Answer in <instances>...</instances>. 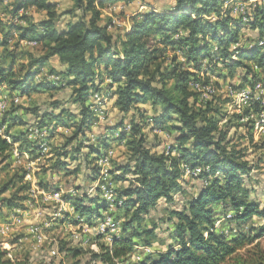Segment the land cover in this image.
<instances>
[{"label": "trees", "instance_id": "obj_1", "mask_svg": "<svg viewBox=\"0 0 264 264\" xmlns=\"http://www.w3.org/2000/svg\"><path fill=\"white\" fill-rule=\"evenodd\" d=\"M71 1L73 6L70 10L57 14L59 4L50 0H9L7 6L5 0H0V3L4 4L9 21L6 23L8 26L4 32L5 35L0 36V100L3 99L4 91L9 93L20 90L16 92L17 94L12 93L13 96L15 95L13 101L8 109L0 114V127L5 128V134L17 143L23 140L19 139L18 134H10V128L13 125L25 126L26 129L21 133L27 137L31 126L47 130L46 119L56 124L64 123L65 116L79 119L73 134L57 150L58 155L64 159L60 160L59 165L68 173L70 164L78 159L76 154L81 144L76 146L75 154L70 157L67 147L73 142L82 141L79 137L86 135V130L98 122L100 113H105V110L95 108L93 97L96 93L110 94L111 100L116 98L115 108L125 113L132 111L135 105L151 103L155 107L159 104L163 110L159 115L151 118V125L153 129L160 130L165 136H170L171 142L159 152L156 150L161 147L164 138L159 137V144L146 143L144 129L149 127L145 120L147 109L136 110L143 123L133 118L129 122L130 136L125 131L119 136V139L127 140L132 153L130 162L120 165L118 170L122 171V175L111 176L114 183H122L127 182L128 174L132 173L137 175L139 186L114 189L117 197V212L113 214L118 221H126V215L130 214L126 227L134 223H142L145 216L156 207L160 200L172 203L175 202V194L184 195L185 188L180 181L187 170L203 169L197 176L202 180V186L197 195L192 196L188 203L185 202V210L173 212L178 218L175 227L177 238L182 246L179 249L169 247L167 252L160 253L158 260L145 262L143 260L135 264H217V258L226 261L228 257L236 254L242 256L246 249L251 251L250 245L259 247V242L255 243L259 239L258 236H247L243 232L232 237L231 246L224 242L219 232L209 231V240L205 241L202 239L200 228L202 225L206 230L208 226L214 228L216 222L214 207H221L228 203H231V207L228 208H231L233 215L228 218L230 211L228 209L224 217L231 221L239 219L248 222L255 215L264 218V208L260 207L264 200L249 199L255 190L251 188L248 179L257 164L249 162L248 149L236 147L228 135L232 128L238 125L246 128L244 137L253 141L256 121L242 122V119L252 113L261 112L264 106L260 101L255 100L242 113L229 116L217 139L213 133L217 131L219 123L226 116V105L231 98H220L223 101H219L216 98L217 94L198 109L190 107L187 100L188 96L192 95L195 97L194 105L200 102L198 93L188 92L189 84L197 80L200 74L196 71L206 70L207 73L215 71L220 64L230 70L231 74L238 68H242L247 81H252V87L259 82L257 80L259 72L251 66V63L259 69L264 68V44L260 45L264 42V8L257 6L254 10V18L245 22L242 18L234 19L231 15H221L222 11H231V7L224 8L228 0H178L175 7L168 12L149 8L147 12L130 16L131 27L122 35L117 30L113 38L109 29L116 27L114 21L107 17L101 24V13L94 10L92 0H88L86 8H83L84 0ZM99 2L104 7L108 0H99ZM132 2L133 0H125L127 4ZM33 5L38 11L46 13V18L38 23L26 25L15 22L16 19L29 20V17L19 15L20 10ZM77 8H83V15L77 17ZM213 14L217 16L215 21L205 18ZM66 15L71 19L62 24L61 20ZM60 24L63 26H58ZM242 27L258 30L259 34L254 42H249L251 43L249 46L248 44L239 46L235 50V57L238 58L234 59L228 47L233 43L239 44ZM182 29L191 31L189 35L175 39L174 37ZM16 36L18 42L15 45L30 40L37 41V46L41 45V51L35 53L39 54H29L28 62H19V53L9 48ZM166 48L181 50L185 56V62L194 68L192 72L180 71L184 62L177 63L175 59H172L173 66L168 72V77L176 81L173 87L175 95L152 87L155 76L150 69L163 61L159 55ZM53 58H57V66L51 63ZM205 60L208 61L207 65L203 63ZM48 63H51V66L45 73ZM65 64L67 67H59ZM156 71H159L158 67ZM141 76H147L148 79H140ZM209 81V78H206V82ZM64 86L72 88L69 103L76 105L75 109L78 108L79 111L61 108L57 103L55 107L60 109L58 114L55 110H46L42 114H40V108L30 110L36 116L32 122L16 114L22 109L20 106L18 108L19 104L14 102L16 95L22 97L26 94L31 95V93ZM244 87L245 85L239 86L238 90ZM210 113L213 115L209 116ZM198 119L205 120L207 123L197 125ZM126 126L125 118L122 117L116 121V128L124 129ZM137 136L139 139H136ZM26 141L32 143V150L40 153L37 141L27 139ZM99 142L106 145L103 139ZM94 146L97 149L99 147L98 144ZM94 146L90 151L96 163L110 148L100 152L101 149L95 150ZM11 147L12 144L5 136L0 137V156L8 153ZM68 158H70L69 162ZM74 172L78 173L76 170ZM100 172L101 170L95 171L91 177L94 180L97 179ZM10 187V184L5 185L0 194L8 191ZM44 189L49 188L44 187ZM96 192L98 194L94 197L86 194L69 197V201L77 212L92 224L103 211L108 209L101 195L102 189L97 188ZM8 202L10 206L13 205V202ZM120 202H122L121 205L118 204ZM241 209H243L242 212ZM121 212L124 214L122 219H119L118 215ZM123 229L125 230L124 227ZM124 230L121 235L114 238L112 254L106 251L103 254L93 253L92 260H100L101 264H114L113 255L119 258L133 253L137 243L131 237L126 238ZM260 230L263 235L264 226ZM148 233L153 234L154 230H148ZM9 254L7 249L0 250V264H13L15 260L7 257ZM72 254L80 259L83 250L74 249ZM81 260L75 264H81ZM16 264L29 263L28 260L18 259ZM84 264H91V261H84Z\"/></svg>", "mask_w": 264, "mask_h": 264}, {"label": "rangeland", "instance_id": "obj_2", "mask_svg": "<svg viewBox=\"0 0 264 264\" xmlns=\"http://www.w3.org/2000/svg\"><path fill=\"white\" fill-rule=\"evenodd\" d=\"M67 1L68 0H59V4H60L59 8L61 7V4H69V3H67ZM159 1L160 0H156V2L151 3V5H154V4L159 5ZM70 4L73 5V2ZM71 8H72V6L65 7L62 12L70 10ZM153 9H157V8L154 7ZM4 15H6L5 10H4V4L0 3V36L5 35L4 32L6 31V27L8 26V25H6V23L9 22L8 19L5 20L2 18ZM123 15H124V13H123V9H122L121 16H123ZM68 17L69 16L66 15L62 18V20H61L62 24L68 20ZM109 18H111V17H109ZM127 19L130 21L129 16L127 17ZM15 22H17V19ZM114 25H115V22H114ZM246 29L253 30L251 28L242 27V29H240V40L242 38V33ZM255 39L256 38L248 37L247 40L245 41V43L243 45H240V46H244L246 44H248V46H249L251 44L249 42H252V41L254 42ZM17 42H18V39L16 36L14 41H12L10 43L9 48H11V50H16V52L19 53L18 54L19 55V62L26 63L29 61V56H28L29 54L36 55L37 53H35V52L41 51V45H39V46L36 45V46H32L31 48H28V47L24 46V45H28L25 42L20 43V45H15ZM177 51L178 50L175 51L172 48H166L163 52H161V54L159 56H161V59L164 60L167 53H173V55H171V61H172V59H175V61L177 62L178 57L175 55V53ZM179 51L183 54V52L181 50H179ZM235 58L237 59L238 57H235ZM253 65H255V64L251 63V66H253ZM49 67H50V64L46 66L45 73L48 71ZM203 68H205V66H203ZM241 69L242 68H238L233 74L230 73V70H228L224 67H223V71L216 69L215 71H210L208 73L206 70H203L201 72H199V71H196V72L203 73L206 78H209V80H211V77H215L216 78L215 86H217L218 90H220V82L221 81L228 83L231 78H235L238 76L239 81H240L239 84H228L229 88H231L235 91V90H238L239 86L245 85V86L251 87V85H252V81H247L245 74H244V71H240ZM258 74H259L258 75L259 79H257V80L264 82V68L260 69ZM210 82H212V80ZM206 84H208V82H206ZM173 87H174V85H173ZM69 88L72 90V88L70 86H64V87L56 88V89H52V90L39 91L36 93H31V95L26 94V96H22V97L20 96V100H26V101H28V103L19 104L18 108L20 106V107H22V109L18 112L22 111L24 114L21 116L24 117L28 122H32L36 119V116L34 114H32L30 111V110H33V108H40L41 109L40 114L44 113V111H46V110H49V111L55 110V112L58 114L60 112V109L55 107L56 106L55 104L58 103L61 106V108L62 107H64L65 109L69 108V109L75 111L76 105L69 103L70 94L72 91L67 94L66 99L60 98V94L65 93L67 91V89H69ZM19 91L20 90H17L15 92H19ZM4 94H6L5 91H4ZM15 94H17V93H15ZM217 94L218 95L216 98L219 99V101H223L221 99L226 98L224 96H221L219 94V92ZM6 95H7V98L9 100V106H10L11 102L13 101L12 99L15 95L13 96L12 93H10V92L7 93ZM42 96L47 97V99L44 100L42 103L37 102V100L33 99V97H42ZM16 97H19V95H16ZM109 97H110V94L106 100V103H104L102 105L98 104V107L105 110V113H103V114L100 113L99 116L104 115L105 119H107L109 112L104 106L108 103L109 100H111ZM73 106H75V108ZM113 107L115 108V106H113ZM13 108H16V107L13 106ZM16 114H18V113H16ZM232 114H234V113L233 112L226 113V116L223 117L222 121L228 120L230 118L229 116H232ZM78 120L79 119H75V118L72 119L70 117L65 116L64 123L56 124V122L48 121L46 119L45 124L48 125V129L46 130L47 131V138H48L50 145H51V150L46 154H42V153L40 154L38 151L36 152V150H32V143L27 142L25 135L23 133H21L22 131H24L26 129L25 126H20V125L14 126L13 125L10 128V134H15V135L18 134L19 139L22 138L23 141L15 143L13 141V139L11 138V141H9L12 144L10 151L8 153H6L4 156H0V191L2 190V188L5 185L10 184L11 187L5 193H7V192L12 193L10 196L4 195L5 193L0 194V227L2 225H4V222L8 218H10L13 214L21 213L23 215V219H25L24 214L28 213V219L31 221V223L30 224H23V225H21V227L23 229H28L31 225H40L43 228V233L46 237L42 243H37L33 239L32 235H30L28 233V231H26V230L16 231V233H15L16 235L12 234L8 237H0V242L7 240V242L10 244V249H7L10 254L7 257H10L15 261L18 260V257H19L20 260H24V259L28 260L29 264H75L78 260L82 259L83 257H85L88 254L83 247L71 246V241H69L68 239H66L64 237V233H67V236H71L72 233L67 231L68 228L65 226L63 221H60L58 219V216H60V215H58L57 213H59L60 208L58 206L56 208H52L50 204H41L40 201H43V198L41 195H39L38 192H36L35 194H30V193H33V191H34L33 190V180L28 179V177L31 176L35 180V188L38 190H43L44 187L49 188V189L62 188V185H63L64 187L71 186L74 188H79L80 192L89 196L90 195L89 189H91L92 186L94 185L95 186V188H94L95 194L90 195V196L94 197L98 194L96 192V189L99 185V183H97V181L100 180V177L94 180L93 177H91V175L94 174L95 171H99V170L103 171V169L101 167L102 165L100 166L98 163V161H100V159H98V161L96 163L94 162V157H92V153L90 151L91 147L94 146V144H98V146H99L98 149L99 150L101 149L100 152H102V151L104 152V151H106V149L110 148V150L105 152V155H103L105 157H108L109 151L112 150V147L114 144H116V145L126 149L128 152H130V148L128 146L127 140L119 139V136L124 131L127 132L128 136H130V129H129L128 124L124 129L116 128V123L105 124L103 126V132L96 138L95 143H86V141L89 140V137L87 136V132H86V135H83L84 140L82 139V141H80L79 143L73 142L70 145L74 144L75 146L72 148H69V146H68L66 149V150H68V152H69L68 156L70 157L73 154H75L76 146L81 144L79 147V152H77V154H76L78 159L73 162L75 164V167L69 166L70 169H68V173H66V170L61 168L59 165L60 160H64V159H63V157L61 158V156L58 155L57 150H59V148H61L65 144V142L67 141L69 136H71L73 134V132L75 131L76 126L79 122ZM97 121H99V119ZM49 122H50V124H49ZM96 123H98V122H95L94 124H96ZM171 124H174V123H171ZM169 126H171V125H169ZM147 128H148V132L153 134V140L150 143L151 144H159V141H160L159 137H161V136H158L155 134L156 133H162V132L160 130L153 129L152 125L150 127H147ZM235 128H237V129L242 128L244 131L232 134L231 138L233 140V144L235 145L234 142L238 143L239 141L248 140L249 144L251 145V150H252L251 162L257 164L256 165L257 167L250 174V177L248 179V183L251 185V188L255 190L253 195H252L253 198L261 199V197H264V123L256 122V127L254 129L253 141H250L247 137H244L246 134V130H245L246 128L245 127H242V126L239 127L238 125H236ZM13 129H15V131H13ZM112 130H113V132H111ZM117 131H119L118 136L115 135V133ZM257 136H259L260 139H257L256 138ZM99 138H100V140L103 139L104 142L106 143V145L99 142L100 141V140H98ZM57 139H60L62 141V143L55 144L54 142ZM163 144H164V142H163ZM14 145L19 146L17 149L18 155H16V156H13L12 151H11ZM94 148H95V150H98L95 146H94ZM238 148H240V149L241 148H247L248 149V146L245 145L244 147H238ZM157 149H160V151H161L164 149V147L163 148L158 147ZM257 152H259L260 155H255V153H257ZM25 153H27V157H28L26 160L24 159ZM249 155H250V153L248 150L247 151V159H248ZM90 158H93V160H90ZM45 159L47 161V166L39 163L41 160H45ZM5 161H7V163H5ZM67 161L69 162L70 158H68ZM77 162H79V163H77ZM128 162H130V157H129L127 162H122L120 164H114L113 167L109 168L108 174H110V177L112 178V176L115 177V176L122 175V171L120 172L118 169L120 168L121 164L124 165L125 163H128ZM13 163H18L17 169L15 171H11ZM26 164L32 165L33 167L32 168L25 167L24 165H26ZM94 164H96V165L94 166ZM85 167L87 168V171H85ZM33 169H35V171H33ZM74 170L78 171V173L75 174ZM49 174L57 177V179L52 180V179L48 178ZM192 179L198 180L202 183V180L200 178H197V177L193 178L192 177ZM75 181H81V182H75ZM117 181H119V180L117 179ZM122 183H124V182H122ZM122 183L118 182V183H114V184H122ZM100 185H103L102 180H100ZM185 185H190L191 187H195V185H191L190 181H185V183H183V186L185 188L184 195L183 194L180 195V193L175 194V196H174L175 202H172V203H168L163 199L160 200L158 202V204L156 205V207L154 209H152L148 215L145 216V219L142 223H139V224L134 223V225L126 227L125 224L129 218L130 214L126 215L127 220L126 221L120 220V222H119L120 223L119 228L121 229V233L124 230L123 229V227H124L125 228L124 236L126 238L131 237L134 241H136L137 244H139L141 241H144L145 243H150L151 239L154 236L156 227L159 226L158 220L161 218V214H163V217H166L167 221H173V219L175 218V226H176V224L178 222V218L175 216L174 213L176 211L180 212L182 210H185V202L188 203L189 200H191V198H192V195H190V193H189L188 187H186ZM201 186L199 187V190H200ZM117 188L120 189L119 187H117ZM35 195H36V198H35ZM101 195L103 197V194H101ZM177 197H179V199ZM8 201L13 202V205L10 206ZM24 201H30L31 207H29V204L24 203ZM17 205H19L20 207H16ZM230 205H231V203H228L227 205H223L221 207L215 206L214 207V219L217 221L223 217L224 219H226V221H224V223L226 225H229V226L235 225V234L233 236H238L237 234H239V233L241 234V232H243L242 226L245 225L247 222L240 221L239 219L231 221L227 217H224V216H226L225 214H226L227 210L231 209V208H228V207H231ZM4 209H7L8 211L5 212ZM16 209H20V211H15ZM63 210L65 211V209H63ZM123 214L124 213L121 212L120 215H118L119 219H122ZM260 218H262V217H260ZM121 221H123V222L121 223ZM146 222H151L153 224V226L150 228L145 227L144 225ZM261 228H263V226H261L258 229L253 228V229L249 230L250 233L254 232V235H251V236H258L259 237V239L256 240L255 243L259 242V244H260L261 242H264V234L262 235L260 232ZM78 230H82V229H78ZM148 230H154V233L153 234L148 233ZM229 231H233V229L231 227H229ZM134 232H136V236H134ZM137 234H139V235L137 236ZM219 234H220V236H223V233H219ZM243 234L250 236L248 233L243 232ZM170 236L174 240L179 241L177 238L176 227H175V232L170 233ZM22 241H24L25 243H21ZM27 241H31V243H27ZM169 247L173 248L174 246L169 245ZM169 247H168V249H169ZM16 248H19L20 251L19 252L15 251ZM58 248L60 249V255L52 257L50 255L51 250L58 249ZM61 248H63V250ZM74 249L83 250V255L81 257H79L80 259L75 258L74 255L72 254V250H74ZM159 255L160 254H158V256H156V257H153V254L149 253L148 255L144 256L143 259H141L135 263L142 262L143 260H144V262L150 261V260H158ZM42 256L48 257L47 261H45V259H43Z\"/></svg>", "mask_w": 264, "mask_h": 264}, {"label": "clouds", "instance_id": "obj_3", "mask_svg": "<svg viewBox=\"0 0 264 264\" xmlns=\"http://www.w3.org/2000/svg\"><path fill=\"white\" fill-rule=\"evenodd\" d=\"M50 2H55V0H50ZM156 0H133L131 4L125 3V0H108L106 5L104 7L101 6L99 0H92L93 7L95 11H99L101 13V20L100 23L102 24L107 17H111V19L115 22L116 27L115 28H110L109 32L113 34V38H115V33L117 30L120 31L121 35L123 34L124 31H126L128 28L131 27V22L127 19V17L131 14H133L137 9L141 13L147 12L150 9L147 7L149 3H155ZM178 3V0H166V3L159 4L157 5V11L160 10L162 6H169V7H175V5ZM5 5H9V0H5ZM88 5V0H84L83 8H86ZM73 6L71 4H61V7L58 8L57 14L63 11L65 7H70ZM259 6L261 8H264V0H228V3H225L224 8L228 9L231 7L230 12H221V15H231L234 19H243L245 22L251 20L254 18V10L255 8ZM83 8H77L76 13L77 17L83 15ZM124 11V15L121 16V11ZM20 16H27L29 17V20H23V19H17V23L19 24H27V23H38L41 19L46 18L47 14L44 12H40L37 10V8L33 5L31 7H26L20 10ZM3 19L7 20L8 17L4 15L2 17ZM206 19H211L215 21L217 19V16L213 14L212 16L205 17ZM62 27L63 25L60 24L58 25ZM190 29H182L174 38L179 39L180 37L187 36L189 35ZM259 32L258 30H248L246 29L242 33V38L239 41V44L233 43L228 47V51L233 53V58H235V50L240 46L245 43L248 37H253L255 38L258 36ZM28 48H31V45H24ZM213 48H215V44H213ZM39 54V53H37ZM171 55L173 53H167L164 60L162 62H159L158 65H153L150 69V71L154 74L155 79L152 81V87L158 90L162 91H167L170 92L171 94L175 95L173 85L176 83L174 79H171L168 77V72L170 71L172 65L171 62ZM175 55L178 57L177 63L184 62L182 64V67L180 71H188L192 72L194 71V68L185 62V56L178 50ZM205 65H207L208 61L205 60L203 62ZM59 67H67V64L65 65H60ZM159 68V71H156V68ZM255 70L257 72L260 71L259 68H256L255 65H253ZM218 70L223 71V65H218ZM240 71H243L241 69ZM201 79H204L203 73L199 74ZM140 79H148L147 76H141L139 77ZM39 79V78H38ZM51 79V77H49ZM212 80V85L207 88H201L200 84L198 83H191L188 86V92L192 93H202L200 95L199 100L200 102L197 104H193V101L195 99L194 96L189 95L188 96V104L190 107L194 108H201L204 105V102L208 100H212L214 96L217 95V90L215 88V82L216 78L211 77ZM108 81L106 80V83ZM239 78L238 76L235 78H231L228 83H225L224 81L220 82V90L219 94L224 97H232L238 104L241 106L239 108H233L231 104L226 105L227 110L229 113L233 111H242L243 110V104L241 103L242 99L245 98L248 93L252 92L253 89L251 87L245 86L241 91L233 92L231 88H229L228 84H239ZM139 91V89H137ZM72 90L69 88L65 93L60 94L61 99H66L67 94L70 93ZM262 94H264V89L261 88L259 84L256 85V92H255V97L256 99H261ZM33 99L37 100V102H43L44 100L47 99L46 96L42 97H33ZM115 99L113 98L112 100H109L108 103L104 106L108 112L109 115L107 116V119H105L104 115L99 116V121L98 123L94 124L91 126L90 129L86 130L87 131V136L89 137V140L86 141V143H95L96 138L103 132V126L105 124H114L116 123L117 120L121 119L122 117L125 118V123L128 124L129 129L131 128V124L129 123L133 118H135L137 121H140V116L137 113V109H147V112L145 114V120H147L149 127L151 126V118L154 115H159L160 112L163 110L161 105L157 104L155 107L149 104H142V105H135L132 109V111H129L127 113L121 111L119 108H114V103ZM16 103L18 104H24L28 103L26 100H17ZM9 105L7 103H4L0 105V108L7 110ZM75 108V106H73ZM79 111V109H76ZM2 114V113H0ZM19 115H23L24 113L21 111L18 113ZM209 116L213 114H208ZM143 123V121H140ZM197 125L205 124L207 121L198 119L196 121ZM227 123V120H223L219 123L218 129L213 135L218 139L219 138V133L220 131L223 130L224 125ZM15 131V129H13ZM63 131V130H62ZM244 130L237 129V128H232V130L228 133L229 137L232 136L233 133H238V132H243ZM144 134H146V143L151 142L153 140V134L148 132V128L144 129ZM5 132L4 129H0V137H4ZM41 132L38 129H34L30 131L26 137L28 141H36L40 136ZM115 135H119V131L115 133ZM155 135L161 136L164 138V144L161 145V148H163L167 143L171 142V137L170 136H165L163 133H156ZM178 135V133H176ZM257 139H260L259 136L256 137ZM79 139H84L83 136H81ZM136 139H139V136L136 137ZM10 140V137H9ZM55 144H60L62 141L60 139H57ZM236 147H244L245 145L248 146L249 150V157L248 160L251 162L252 160V155H251V145L249 144L248 140H243L234 142ZM75 145H69V148L74 147ZM19 146L14 145L12 148V154L13 156L18 155V149ZM86 150V149H85ZM49 150L46 147L45 152L47 153ZM157 152L160 151V149L156 150ZM229 151H231V148H229ZM132 153L128 152L126 149L114 144L112 147V150L109 151L108 157L98 161L100 165H102L103 169V179L105 180L106 184L104 185L107 187V184H110L112 182V178L108 174V169L113 167L114 164H120L122 162H127L129 157H131ZM175 155V153H173ZM255 155H260L259 152L255 153ZM27 153H25L24 159L26 160ZM7 163V161H5ZM19 163V162H18ZM18 163H13L12 164V169L11 171H15L17 169ZM42 165L47 166V161L41 160L39 162ZM79 163V162H77ZM25 167L32 168V165H24ZM70 167H75V164L72 163L70 164ZM134 167V165H133ZM183 167V166H182ZM203 169H196V172L199 173ZM35 171V169H33ZM85 171H87V168L85 167ZM52 180L57 179V177L52 176L49 174V177ZM28 179L33 180V193L30 194H35L39 190L35 188V180L30 176ZM184 181H190L191 185H195V187H191L190 185H185L189 189V193L192 196H195L198 191L199 187L201 186V182L195 179H192L191 175L188 172H185L184 177L180 181V183H184ZM75 182H81V181H75ZM99 183V181H97ZM132 185L139 186L138 183V177L137 175H134L132 173L128 174V181L124 182L122 184H112L113 188H127ZM95 186L93 185L91 189H89L90 195L95 194L94 192ZM14 191V190H13ZM64 191H72V187H64L62 185V191L60 194H57L55 196H48L46 193L44 195L43 201H40L41 204H50L52 208H56L57 206L60 209H66L70 212H73L75 215L74 209L70 208L68 204H66L63 200H61L60 196L63 194ZM12 193L7 192L4 195L10 196ZM74 195H82L83 193H73ZM104 195L108 197L109 200H112L113 194L105 191ZM179 199V197H177ZM252 196H249V199H252ZM262 200H264V197H261ZM24 203L29 204V207H31V202L30 201H24ZM261 208H264V203H261L260 205ZM47 210V209H46ZM5 212H7V209H4ZM15 211H20V209H16ZM243 209H241V212ZM110 212L116 213L117 209L115 206H113L110 209ZM59 214V213H57ZM105 220L103 222L98 221V226L95 228H89L87 225L82 226V230H77L76 228H68L67 231L71 232V236H67V233H64V237L71 241V246H79L83 247L86 252L88 253L85 257L82 258L81 264H84V261H91V264H101L100 260H92V254L93 253H99L103 254V252H108L109 254L113 253V244H112V235L109 233H105V229L108 228L109 226L113 225V219L114 217L112 215H109L108 213H105ZM233 215V212L230 210L228 212V216ZM25 219L20 221V220H15L14 222L16 224V230L21 231V230H26V231H33L31 228L28 229H23L21 225L23 224H30L31 221L28 219V213L24 214ZM123 221H121L122 223ZM158 227L155 229V233L153 238L151 239L150 243H145L144 241H141L139 244L136 245V249L133 253H128L126 256H121V257H116L115 255L112 256V260L114 261V264H135V262L143 259L144 256L148 255L149 253L153 254V257L158 256L160 253H165L168 250L169 245H173L175 248L179 249L182 245L179 241L174 240L171 236L170 233L175 232V218L173 221H167L166 217H163V214H161V218L158 220ZM145 227H152L153 224L151 222H146ZM261 226H264V218H260L258 216H252V218L242 226V231L244 233H248L250 236L254 235V232H249L250 229L253 228H260ZM229 227L233 229V231H229ZM200 231L202 232V239L207 241L209 240V231L212 232H219L223 233V240L224 242L231 246L233 241H232V236L235 234V225H226L224 223V218L222 217L220 220H217L215 222V227L208 226L207 230L205 229V226H201ZM112 232L115 233L116 235H121V229L118 226H113L112 227ZM97 233H105L104 236L101 239H95L97 236ZM4 236L7 237L10 235L9 230L7 228L4 229ZM87 237V239H85ZM33 239H37V237H33ZM39 239H43V237H40ZM21 243H25L22 241ZM27 243H31V241H27ZM9 247V244L7 243V240H4L0 242V250L3 248ZM251 248V251H248L247 249L245 250L244 254L241 256L240 254H236L233 256H230L227 258L226 261H222L219 258H217V264H264V242L260 243L259 247H256L254 245L249 246ZM15 251L19 252L20 249L16 248ZM50 255H57L55 251H51ZM45 261H47L48 257H43ZM19 259V257H18ZM13 264H16V261H13Z\"/></svg>", "mask_w": 264, "mask_h": 264}, {"label": "built area", "instance_id": "obj_4", "mask_svg": "<svg viewBox=\"0 0 264 264\" xmlns=\"http://www.w3.org/2000/svg\"><path fill=\"white\" fill-rule=\"evenodd\" d=\"M25 43L28 44V45H31V46H36L38 44L37 41H35V40L26 41ZM263 44H264V42H261L260 43V45H263ZM210 81L208 82V84H206V77H205V75H204V79H201V77L199 75L198 76V79L192 81L191 83H198V84H200L201 88L207 89V88H209L212 85V82H210ZM257 84H259L261 86V88L264 89V82L263 81L257 82L255 84V86H253V87L251 86V88L253 89V91L250 92V93H248V95L245 98H243L242 101H241V103L243 104V110L242 111H233V113H237V114L242 113L244 111V109L246 107H250L252 105V102L255 101V100L260 101L262 103V105L264 106V94H262L261 99H256V97H255L256 85ZM215 88H216L217 93H218L219 90L217 89V86H215ZM242 89L235 90V91L233 89H231V90L233 92H237L238 93ZM198 94H199V97H200V95H202V93H198ZM108 96H109V94L107 95L106 93H104V94L96 93L94 95V97H93L94 100H95V103H94L95 104V108H100V107H98V104L99 105H102V104L106 103V100H107ZM230 98H231V101L228 103V105L231 104L234 109L235 108H239L241 106L234 99H232V97H230ZM17 100H20V97H15L14 98V102L15 103H16ZM4 103H7L9 105V100H8L7 97H5V98H3V99L0 100V105H2ZM4 111H5L4 109L0 108V113H2ZM226 113H229V111L227 109H226ZM250 120H255L258 123H264V109H262V111L259 112V113H257V114L256 113L255 114L254 113L250 114V116L242 119V122H248ZM0 129H4V132H5V128L4 127H0ZM34 129H38L41 132V134H42L36 141L38 143V147H39L40 153L46 154V152H45V148L46 147L48 148L49 151L51 150L50 142L47 139V131H46L45 128H39L37 126H31L29 128V132L32 131V130H34ZM4 136L9 140V136H7L6 134ZM9 141H11V139ZM104 157L105 156H102L99 159L100 160H103V159L107 158V157H105V158ZM187 172L191 176H193V177H197L201 173V171L199 173H197L196 172V169L193 170V171L187 170ZM109 176H110V174H109ZM99 177H100V180L103 181V185H100V180H99V185H98L97 188H101L102 189L103 197H104V200H105L106 204L108 205V209L105 210V211H103L102 215L96 219L95 223L92 224V223L88 222L83 216H81L77 212V210L74 207V205L72 204V202L69 201V197H75V196H77V195H74L73 193H80L79 189L78 188H74V187H72V191H64L63 194L60 196V198L66 204H68L70 208L74 209L75 215L73 214V212H70V211H68L66 209H65V211L63 209H60L59 214H58L60 216H58V219L60 221H63V223L65 224V226L67 228H76L78 230V229H82V226L83 225H87L89 228H95V227L98 226V221L99 222H103L105 220L106 217H105L104 214L105 213H108L109 215H112L114 217V219H113V225L112 226H109L108 228H106L105 229V233H109V234L112 235V244H113L114 238L117 237V236H119V235H116L115 233L112 232V227L113 226H118L119 227V224H120L119 223L120 221H118L116 219L115 215L112 212H110V209L113 206H115V208L117 207V203H116L117 197H116V194H115V191H114L115 188L112 187V184H114V182L112 181L110 184H107V187H105L104 185L106 184V182L103 179V171L100 172V176ZM61 191H62V188H57V189H43V190H39L38 193L44 199L45 193L48 196H55L57 194H60ZM105 191H108V192L112 193L114 198L112 200H109L108 197L104 195V192ZM83 195L84 194H82L81 196H83ZM66 197H67V199H66ZM35 198H36V195H35ZM118 204L121 205L122 202H120ZM13 217L15 218V220H20V221L24 220L23 219V215L21 213L13 214L10 218H8L4 222V225H2L0 227V237H5L4 234H3L5 228H7L9 230L10 235H12V234L14 235L16 233V231H17L16 230V224L14 222ZM230 217L231 216H228V218H230ZM29 228H31L33 231H28V233L30 235H32V237H37V239H34V240L37 243H42L43 240L46 238L45 235H44V233H43V228L40 225H31ZM105 233H97V236L95 237V239H99L100 237H103ZM40 237H43L42 241H41V239H39ZM85 239H87V237H85ZM5 249H10V244H9V247H7ZM51 251H55L57 253V255H60V249L59 248L58 249H53ZM57 255H51V256L52 257H55Z\"/></svg>", "mask_w": 264, "mask_h": 264}, {"label": "crops", "instance_id": "obj_5", "mask_svg": "<svg viewBox=\"0 0 264 264\" xmlns=\"http://www.w3.org/2000/svg\"><path fill=\"white\" fill-rule=\"evenodd\" d=\"M55 2H57V3L59 4V0H58V1L55 0ZM162 2H163V3H166V0H160V1H159V4H162ZM67 3L70 4V3H72V1H71V0H68ZM59 6H60V4H59ZM147 7H148V8H154V7L157 8V4L151 5V3H149V4L147 5ZM162 9H163V10H162ZM171 9H173V7L162 6V7L160 8L159 11H161V12H163V11L166 12V11H167V12H168V11L171 10ZM139 12H140L139 9H137L133 14L129 15V18H130V16L135 15V14H137V13H139ZM70 19H71V18L68 17V20H70ZM68 20H67V21H68ZM67 21H66V22H67ZM51 63L57 66V63H58L57 58H53V59L51 60ZM51 63H48L47 65L50 64V66H51ZM5 93L7 94L8 91H7V92L5 91ZM10 93H13V94H14V93H16V92L12 91V92H10ZM6 94H4L2 97H3V98L7 97ZM1 99H2V98H1Z\"/></svg>", "mask_w": 264, "mask_h": 264}]
</instances>
